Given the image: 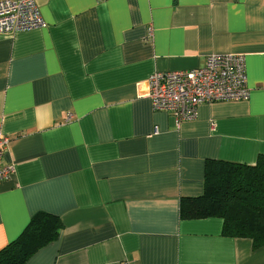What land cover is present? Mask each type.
Returning <instances> with one entry per match:
<instances>
[{
    "label": "crops",
    "instance_id": "obj_1",
    "mask_svg": "<svg viewBox=\"0 0 264 264\" xmlns=\"http://www.w3.org/2000/svg\"><path fill=\"white\" fill-rule=\"evenodd\" d=\"M46 26L0 35V249L38 212L57 238L25 264H264V246L180 217L207 160L264 155V0H35ZM242 55L245 101L153 111L156 72ZM68 117L69 120H68ZM157 129V133L154 130Z\"/></svg>",
    "mask_w": 264,
    "mask_h": 264
},
{
    "label": "trees",
    "instance_id": "obj_2",
    "mask_svg": "<svg viewBox=\"0 0 264 264\" xmlns=\"http://www.w3.org/2000/svg\"><path fill=\"white\" fill-rule=\"evenodd\" d=\"M180 217L222 220V234L247 238L264 246V155L254 165L207 160L203 194L183 198ZM62 228L59 217L36 213L21 234L0 249V264H25L40 248L53 242Z\"/></svg>",
    "mask_w": 264,
    "mask_h": 264
},
{
    "label": "built area",
    "instance_id": "obj_3",
    "mask_svg": "<svg viewBox=\"0 0 264 264\" xmlns=\"http://www.w3.org/2000/svg\"><path fill=\"white\" fill-rule=\"evenodd\" d=\"M45 26L35 0H0V35ZM146 88L152 110L174 116L177 123L194 119L199 105L245 101L250 94L244 57L232 54L210 56L197 69L153 73ZM8 141L0 131V183L14 173L13 164L3 158Z\"/></svg>",
    "mask_w": 264,
    "mask_h": 264
}]
</instances>
